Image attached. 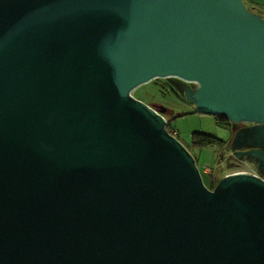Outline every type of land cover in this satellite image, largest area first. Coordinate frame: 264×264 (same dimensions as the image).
Wrapping results in <instances>:
<instances>
[{"label":"water","instance_id":"obj_1","mask_svg":"<svg viewBox=\"0 0 264 264\" xmlns=\"http://www.w3.org/2000/svg\"><path fill=\"white\" fill-rule=\"evenodd\" d=\"M260 5L263 0H255ZM177 78L254 126L214 190L132 96ZM0 264H264V18L243 0H0Z\"/></svg>","mask_w":264,"mask_h":264},{"label":"rangeland","instance_id":"obj_2","mask_svg":"<svg viewBox=\"0 0 264 264\" xmlns=\"http://www.w3.org/2000/svg\"><path fill=\"white\" fill-rule=\"evenodd\" d=\"M243 1L247 9L254 10L255 12L261 10V13L263 12L264 14V6L259 7L254 5L251 0ZM153 83H157L155 85L157 87ZM167 83L172 84L175 90L170 89ZM175 84L181 86L182 91L186 88L196 87L195 84L184 82L177 78L157 79L150 84L137 88L132 92V96L136 99L142 98L150 104L148 106L155 110H160L162 107L166 109L164 117L167 121L170 120L175 129V137L188 148L189 152L196 159L197 167L207 187H209L210 177L213 178L214 186L212 190H214L224 177L236 172L246 171L250 166H246L244 163H240L232 158L233 151L229 145L232 133L226 128L227 124L225 122L217 123L214 116L197 113L195 106L186 101L185 95L177 90ZM197 132L205 133L224 141L223 147L216 145L200 149L196 146L192 147L190 144L191 138ZM248 162L252 165L253 161L248 160ZM250 169L259 173L255 165ZM205 170L207 172H204Z\"/></svg>","mask_w":264,"mask_h":264},{"label":"trees","instance_id":"obj_3","mask_svg":"<svg viewBox=\"0 0 264 264\" xmlns=\"http://www.w3.org/2000/svg\"><path fill=\"white\" fill-rule=\"evenodd\" d=\"M156 84L157 83H153L154 86ZM167 85L170 87V89H173L174 88V86L172 84L167 83ZM155 87H157V86H155ZM158 87H159V85H158ZM138 99L141 100L142 102H144L145 104L150 105L145 100H143L142 98H138ZM216 120H217V123H220V122H225L226 123L227 121H229L227 117H216ZM222 124H224V123H222ZM167 130H168V132L171 135H176V131L173 128L170 120L168 121V124H167ZM190 144H191L192 147L193 146L194 147L196 146L199 149L202 148V147L204 148V147H209V146H214V145L219 146V147H223L224 141L219 140L216 137L207 135L205 133L197 132V133H194L192 135L191 143ZM213 186H214V181H213V178L210 177L209 187L208 188L210 190H212Z\"/></svg>","mask_w":264,"mask_h":264},{"label":"flooded vegetation","instance_id":"obj_4","mask_svg":"<svg viewBox=\"0 0 264 264\" xmlns=\"http://www.w3.org/2000/svg\"><path fill=\"white\" fill-rule=\"evenodd\" d=\"M255 0H251V2L254 4V5H257V6H259V7H261V6H264V5H260L259 3H256V2H254ZM249 10V9H248ZM250 12H252V13H255V14H258V15H260L261 17H263L264 18V14H263V12L261 13V10L259 11V12H255L254 10H249ZM176 86H177V90L179 91V92H182L183 93V95H185V90L184 91H182L181 90V86H179V85H177V84H175ZM196 88V87H195ZM174 90H175V88H173ZM166 110V109H165ZM226 124H227V126H226V128L232 133V138H231V141L229 142V145H230V148H231V143H232V140H233V138H234V136H235V134H236V132H238V131H240V130H242V129H245V128H249V127H252V126H254L253 124H250V123H239V124H237L236 125V127H235V130H233L234 128V124H232L230 121H227L226 122ZM232 150V149H231ZM233 151V150H232ZM232 158H234V160H236V156H235V152H233L232 153ZM238 159V158H237ZM245 160H246V158H244ZM242 160V159H241ZM249 159H247V161H248ZM251 161V160H250ZM253 162H252V166L254 167V165L256 166V170H257V164H256V162L254 161V160H252ZM255 163V164H254ZM254 164V165H253Z\"/></svg>","mask_w":264,"mask_h":264},{"label":"built area","instance_id":"obj_5","mask_svg":"<svg viewBox=\"0 0 264 264\" xmlns=\"http://www.w3.org/2000/svg\"><path fill=\"white\" fill-rule=\"evenodd\" d=\"M175 136V135H174ZM236 161H239L240 163H244L246 166L249 165L250 168H252L253 166L251 165V163H249L247 160L245 159H237ZM248 168V170L246 171H240V172H236V173H245V174H251V175H255V176H260V174L256 171H253L252 169ZM204 172H207L206 170ZM210 173V172H209Z\"/></svg>","mask_w":264,"mask_h":264}]
</instances>
